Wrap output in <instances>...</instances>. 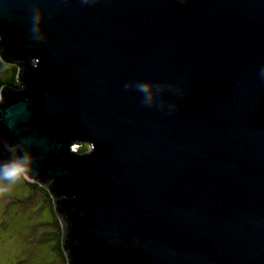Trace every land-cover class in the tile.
I'll list each match as a JSON object with an SVG mask.
<instances>
[{
	"label": "water",
	"instance_id": "1",
	"mask_svg": "<svg viewBox=\"0 0 264 264\" xmlns=\"http://www.w3.org/2000/svg\"><path fill=\"white\" fill-rule=\"evenodd\" d=\"M0 61L66 264H264V0H0Z\"/></svg>",
	"mask_w": 264,
	"mask_h": 264
},
{
	"label": "rangeland",
	"instance_id": "2",
	"mask_svg": "<svg viewBox=\"0 0 264 264\" xmlns=\"http://www.w3.org/2000/svg\"><path fill=\"white\" fill-rule=\"evenodd\" d=\"M5 152L0 146V160L8 157ZM27 188L19 180L0 191V264H63L47 241L56 230L49 225L54 217L46 198L38 189ZM60 232L62 238L61 225Z\"/></svg>",
	"mask_w": 264,
	"mask_h": 264
},
{
	"label": "clouds",
	"instance_id": "3",
	"mask_svg": "<svg viewBox=\"0 0 264 264\" xmlns=\"http://www.w3.org/2000/svg\"><path fill=\"white\" fill-rule=\"evenodd\" d=\"M88 2V0H84ZM40 14L37 10H33L31 16L32 27L30 31L34 34L35 39L42 38L39 35ZM260 79L264 80V66L259 69ZM125 88L133 87L141 94V103L151 107L155 102V97L161 91V85L156 83H148L137 81L132 84H125ZM172 108L174 106H171ZM7 150L10 155L0 160V191H7L9 187L19 180L31 179L30 172L32 171L34 159L31 153L18 145H8Z\"/></svg>",
	"mask_w": 264,
	"mask_h": 264
},
{
	"label": "trees",
	"instance_id": "4",
	"mask_svg": "<svg viewBox=\"0 0 264 264\" xmlns=\"http://www.w3.org/2000/svg\"><path fill=\"white\" fill-rule=\"evenodd\" d=\"M18 70L16 67H13L12 65H8V64H5V63H2L0 61V88L3 86V85H9V86H15L17 85V82H16V74H17ZM0 146L3 150L6 151L1 139H0ZM8 156L10 155L9 152H5ZM23 180V179H22ZM23 182L25 183V185L30 188L31 190H36L38 189L40 191L41 194H43L45 196V203L47 204L48 206V210L49 212H51V214L53 215L54 217V221H52L49 225L51 227H53V229L56 230V234L53 232L50 233H47L46 236L47 237V241H51L53 243V252H55V256L59 257V260L64 263V253L62 251V247H61V232H60V223H59V220L56 216V214H54V208L52 206V200L50 197H48L49 193L47 192L46 189L36 185L35 183H30L26 180H23ZM27 188V189H28ZM30 194V193H29ZM34 195V193H31V195ZM51 230V228H50Z\"/></svg>",
	"mask_w": 264,
	"mask_h": 264
},
{
	"label": "flooded vegetation",
	"instance_id": "5",
	"mask_svg": "<svg viewBox=\"0 0 264 264\" xmlns=\"http://www.w3.org/2000/svg\"><path fill=\"white\" fill-rule=\"evenodd\" d=\"M73 151L77 154H81V155H86V154H89L91 153V147L90 145L88 144H83V145H80L79 147H74ZM48 197H50V195H48ZM51 198V197H50ZM63 224H62V230H63ZM84 236L88 237V235L86 234V232L83 234ZM87 239V238H86ZM101 254V253H100ZM64 255V254H63ZM64 257V263L63 264H66V261H65V256ZM100 257V256H99ZM123 258V257H122ZM86 262H84L85 264ZM124 264H129L127 261H123ZM103 264V263H102ZM107 264H110V263H107ZM114 264V263H113ZM118 264V263H116Z\"/></svg>",
	"mask_w": 264,
	"mask_h": 264
}]
</instances>
